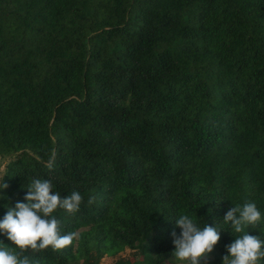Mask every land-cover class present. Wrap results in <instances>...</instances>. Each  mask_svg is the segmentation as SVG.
<instances>
[{
  "label": "trees",
  "instance_id": "obj_1",
  "mask_svg": "<svg viewBox=\"0 0 264 264\" xmlns=\"http://www.w3.org/2000/svg\"><path fill=\"white\" fill-rule=\"evenodd\" d=\"M0 156V220L34 178L83 197L32 264H178L181 214L223 264L227 212L264 218V0H0Z\"/></svg>",
  "mask_w": 264,
  "mask_h": 264
},
{
  "label": "clouds",
  "instance_id": "obj_2",
  "mask_svg": "<svg viewBox=\"0 0 264 264\" xmlns=\"http://www.w3.org/2000/svg\"><path fill=\"white\" fill-rule=\"evenodd\" d=\"M7 187L3 178L0 179V188ZM28 188L27 203L17 202L15 209L9 207L0 220V232L12 242V246L0 242V264H32L25 253H40L49 248L62 250L77 237L75 232L61 233L54 213L62 209L75 214L83 202L82 195L73 191L62 197L53 191L52 182L47 179L34 178ZM175 223L182 229L180 236L172 233L175 244L172 255L179 264H201L221 239L222 230L217 225L206 224L201 228L189 214H181ZM223 223L230 224L236 236L235 241L226 246L229 255L223 257V264H264V240L245 231L249 227H264V218L256 203L247 201L242 206L235 205L227 212Z\"/></svg>",
  "mask_w": 264,
  "mask_h": 264
},
{
  "label": "rangeland",
  "instance_id": "obj_3",
  "mask_svg": "<svg viewBox=\"0 0 264 264\" xmlns=\"http://www.w3.org/2000/svg\"><path fill=\"white\" fill-rule=\"evenodd\" d=\"M9 160L8 157L6 156H0V173L3 171L6 162ZM124 257L127 260V264H130L132 260H134V254L132 252L131 249H126L125 251H123L121 254H119L118 257H109L106 256L104 258H102L101 263L100 264H115L116 260L118 258ZM213 259V257H207L205 260H203L204 264H208L209 260ZM170 264V263H167ZM179 264V263H178Z\"/></svg>",
  "mask_w": 264,
  "mask_h": 264
}]
</instances>
